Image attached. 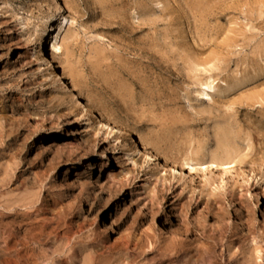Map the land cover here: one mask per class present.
<instances>
[{
    "label": "rangeland",
    "instance_id": "rangeland-1",
    "mask_svg": "<svg viewBox=\"0 0 264 264\" xmlns=\"http://www.w3.org/2000/svg\"><path fill=\"white\" fill-rule=\"evenodd\" d=\"M59 2L66 84L205 174L144 168L46 105L47 8L0 0V264H264V0Z\"/></svg>",
    "mask_w": 264,
    "mask_h": 264
},
{
    "label": "bare ground",
    "instance_id": "bare-ground-1",
    "mask_svg": "<svg viewBox=\"0 0 264 264\" xmlns=\"http://www.w3.org/2000/svg\"><path fill=\"white\" fill-rule=\"evenodd\" d=\"M41 1L46 6L48 12L46 24L44 25L39 37L38 46L40 48L41 56L37 63L40 78L45 84V88L49 91V93L43 98L44 103L50 107L60 110L65 115H69L68 110H75L78 113L80 120H83L82 124L84 131L91 134L93 137L100 136L103 140L110 139L113 144L120 143L122 139L127 143L128 141L132 142L135 144V149L137 150L136 154H144V168H150L151 166L156 165L155 161H157L159 162V165L164 168L169 167L173 169V171L176 169L177 172L179 171L180 174L184 175L186 178L191 172H194L197 169L205 174L203 165L196 166V163L191 159L176 161L172 157L151 149L140 140L134 139L131 133L120 127L108 114L103 111L95 110L77 89L66 84L62 75L58 71L56 53L61 49L60 39L62 34H64L68 28L69 19L66 18L64 8L59 0ZM52 21H54L53 25L51 23ZM68 66L70 67V65ZM214 89V81L209 79L203 84V90L201 93L203 96L209 98L208 91H213ZM63 105L65 107H63ZM93 121H97V130H93L90 126ZM126 155L128 154L126 153ZM223 169L226 174L233 175L231 172L232 168L224 167ZM224 176L225 174L222 177ZM160 179L163 183H167L169 181L165 177ZM59 194L64 196V193L61 190H59ZM81 209L82 205L79 206V211ZM93 220L96 221L95 218H93ZM165 226L167 230L171 233L173 232V234H183L178 228L172 226L171 224L167 223ZM183 259L186 258L183 257ZM177 264H200V261L198 259L193 261L191 259H187L186 261L181 260L179 263L177 262Z\"/></svg>",
    "mask_w": 264,
    "mask_h": 264
}]
</instances>
